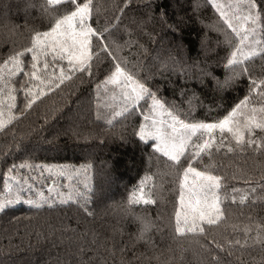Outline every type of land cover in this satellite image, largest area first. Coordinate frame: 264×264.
I'll use <instances>...</instances> for the list:
<instances>
[{
    "label": "snow or ice",
    "instance_id": "obj_1",
    "mask_svg": "<svg viewBox=\"0 0 264 264\" xmlns=\"http://www.w3.org/2000/svg\"><path fill=\"white\" fill-rule=\"evenodd\" d=\"M27 7L39 10L38 24H12L7 15L0 20V43L7 48L0 52V214L7 217L23 204L36 213L74 208L87 219L96 216L93 205L112 199L103 186L124 163L119 156L99 168L91 152L79 166L36 162L42 145L34 138L51 126L48 118L59 104L43 125L21 130L50 97L65 89L73 95L87 84L95 93L96 121H103L100 133L71 126L44 144L58 150L61 135L85 142L98 136L132 145L155 161V171L149 167L108 206L134 218L135 240L155 249V229L176 244L182 261L191 252L194 264H264V215L256 210L258 202L264 205V0H39ZM192 33L199 47L189 62ZM230 92L237 94L229 101ZM246 201L249 212L234 219L232 206ZM150 205L156 206L154 218ZM79 216L76 228H63L72 233L63 238L68 260L57 256L55 264L139 259L134 252L126 259L127 246L99 243L95 231L89 239L88 230H78ZM42 236L35 233L37 240ZM33 248L9 237L0 264H14L13 256ZM161 255L153 257L158 264H173V256Z\"/></svg>",
    "mask_w": 264,
    "mask_h": 264
},
{
    "label": "trees",
    "instance_id": "obj_2",
    "mask_svg": "<svg viewBox=\"0 0 264 264\" xmlns=\"http://www.w3.org/2000/svg\"><path fill=\"white\" fill-rule=\"evenodd\" d=\"M38 2L39 0H3V3L9 4L11 7L3 9V5L0 4V20H3L4 16L7 15L9 22L12 24L23 26L26 21L30 24H38V19L34 20V18L39 17V10L27 7L29 3ZM109 2H115V0H109ZM187 44L189 47V62H191V58L196 57L199 47L195 33L187 36ZM6 51L7 48L3 43H0V52ZM217 74L222 75V70ZM236 94L228 93L227 98L229 101ZM207 95L210 100L212 93L209 92ZM81 96L85 99H92L93 114L91 129L97 134L100 133L103 121H96L95 93L87 84L80 85L73 95H69L68 90L65 89V92L61 96L50 97L39 106L35 113L23 121L21 130H27L32 124H35L36 127L43 125L46 113L51 111L54 105L59 104V111L54 116L48 118L51 126L45 125V130L38 137L34 138L35 141H39L42 145L35 153L36 162L68 163L79 166L81 163L89 162L84 159L83 155L86 152H91L92 158H94L95 164L99 168L105 159L119 156L124 163H121L119 167L114 169L110 182L103 186L104 192L112 199H102V202L98 205H93L96 216L88 217L87 219L79 216L74 208L71 211L66 208L53 211L45 209L36 213L34 210H30L27 205H17L7 217L0 214V247H6L9 244V237H11L14 244L20 243L21 239H23L25 244L31 243L34 246L31 252L21 251L13 256L12 260L14 264H26L29 260L33 261V264H55L57 256L67 261L68 256L65 255V252L68 250V241L63 238L65 236H72V233H64L63 228L65 225L76 228L77 219L75 217L79 216V231L88 230L89 239L92 238V232L95 231L97 233L96 239L99 243H104L108 246L114 244L117 249L127 246L126 259H131L133 252L139 258L138 260H133L132 264H158L157 260L153 257L161 253H163L161 260L167 256H173V264H185L186 261H193L191 252L185 253L184 260H180V253L176 244L167 238L166 235L164 239H161L160 233H157L155 229L151 233L156 245L155 249L146 246L143 241H136L135 236L139 225L134 218L132 216H123L108 207L112 203V200H120L121 197L126 196L132 186L137 184L140 178L147 173L145 169L149 159L146 153L134 149L132 145L121 146L119 142H113L106 138H98V136H93V138L85 142L83 140L69 139L68 136L61 135L58 142L62 147L58 150H51L47 144H44V140L51 139L58 130H66L71 126H76L77 103ZM209 100H205V104L209 103ZM196 111L200 118H203L204 109L198 108ZM128 131L130 132L131 129L129 128ZM3 139V136H0V141ZM148 151H151V149H148ZM132 161H135V163H132ZM9 162H11V158H9ZM240 163L243 164V161H240ZM251 163V161L248 162L249 166H251ZM2 172L3 168L0 167V193L3 192ZM229 183L232 182L230 181ZM235 184L237 187H244L242 181H236ZM248 203L250 202L246 201L245 205H239L237 202V204L232 206L231 211L234 219H244L241 213L247 214L249 212ZM141 207L143 206H136V211H140ZM147 207L149 209L150 206ZM151 209H149V215L154 218L156 211L154 214L151 212ZM262 209H264V205L258 202L256 206L257 213L264 215V210ZM66 214L68 219H64ZM13 216L18 217L19 220H13ZM52 228L55 231H51ZM37 231L43 233V236L39 240L35 237ZM28 233H31V236ZM183 243L185 247H188L187 242ZM169 245L175 249L174 253L166 251ZM119 255L120 253L117 251V257ZM251 255L255 256L257 260L259 259L258 250L252 251ZM226 259L232 260L233 258L226 257Z\"/></svg>",
    "mask_w": 264,
    "mask_h": 264
},
{
    "label": "rangeland",
    "instance_id": "obj_3",
    "mask_svg": "<svg viewBox=\"0 0 264 264\" xmlns=\"http://www.w3.org/2000/svg\"><path fill=\"white\" fill-rule=\"evenodd\" d=\"M92 114H93V101L92 99L80 97L77 103V116H76V126L80 127L81 129H91L92 126ZM84 156V155H83ZM149 167L152 168L153 171H155V161H152L151 163L148 162L145 171L148 173ZM164 188L167 189L169 187L167 183V178H164ZM165 196H168L169 193L165 191ZM152 208V209H151ZM149 209H151V212L155 214L156 206L150 205Z\"/></svg>",
    "mask_w": 264,
    "mask_h": 264
}]
</instances>
